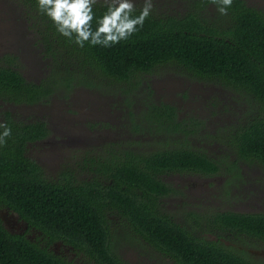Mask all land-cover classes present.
I'll return each instance as SVG.
<instances>
[{"label":"trees","instance_id":"16d2710c","mask_svg":"<svg viewBox=\"0 0 264 264\" xmlns=\"http://www.w3.org/2000/svg\"><path fill=\"white\" fill-rule=\"evenodd\" d=\"M177 1V9L156 3L128 40L111 47H80L38 11V0H22L36 20L35 43L46 66L41 78L31 79L19 55L0 58V99L34 105L66 99L75 90L109 93L117 97L114 108L126 112V137L117 145L107 143L105 154L115 155L110 161L87 156L81 162L79 154L73 156L93 177L75 179V169L67 166L49 178L29 155L31 145L37 147L51 134L46 120L21 118L20 108L0 109V122L11 128L0 145V264H75L52 248L56 241L91 253L99 264H130L108 244L112 234L106 211L111 208L129 220L141 246L150 241L181 264H264L247 248L236 249L231 239L249 247L254 245L250 239L264 244V212L218 207L203 218L217 232L218 238L211 239L192 235L159 207L158 198L174 191L161 174L224 175L219 187L232 188L243 181L244 164L264 166V11L233 0L228 14L221 15L212 0ZM143 6H136L133 15ZM106 7L101 0L94 5L93 30ZM167 65L235 91L238 104L246 97L244 111L232 123L211 129L207 117H182L172 105L159 104L151 78ZM137 101L142 108L135 106ZM111 125L102 121V127ZM203 137H222L227 147L218 154L225 156L211 155L215 153L203 147ZM86 154L95 153L88 148ZM3 213L17 214L28 223L27 231L39 228L43 236L32 239L11 230ZM197 214L189 211L192 222L202 225Z\"/></svg>","mask_w":264,"mask_h":264},{"label":"flooded vegetation","instance_id":"af4514ba","mask_svg":"<svg viewBox=\"0 0 264 264\" xmlns=\"http://www.w3.org/2000/svg\"><path fill=\"white\" fill-rule=\"evenodd\" d=\"M245 1L248 5L256 7L258 9H262L264 11V7L260 6V3L255 2L256 0ZM156 3L164 8L177 9V6H175V4H178V1L153 0V4L155 5ZM22 13L27 15L26 12H23L22 10L17 11L16 9L4 10L2 13H0V53L4 50L6 45V38H8V45L14 47L12 49L15 52L18 51L21 52V54H24V51H22L24 50V47H21L23 45V37L21 36L22 28H20V22H23V18L21 17ZM13 20L17 21V23H15ZM16 46L17 48H15ZM5 55L6 54L1 56L0 58H4ZM27 70L29 69L27 68ZM162 74H166L169 81L174 84L175 82H177V77L183 79L184 75L188 79V81H186V84L180 89L178 97L177 87H168L163 90L159 89V87L152 86L153 90L155 91L157 102L159 104L163 102L172 105L176 109V111H178V114H180V116L182 117H187L189 115H200L202 117H207L208 127L211 129H219L220 127L225 126V123L230 124L232 122H227V120H225V122H223V120H212V115L214 116L216 112L219 116L222 117L225 114L230 113L231 111V109L227 111L226 108H231L234 105L233 109L237 112L239 111L237 116L235 117V120H237L239 117V113L244 111V105L246 104L244 101L246 97H244L238 104V101L235 98L237 93L232 92L227 87L220 86L219 84L213 82L205 83L203 81H199L198 78H195L188 73H183L179 68H177L176 65H167L163 68L161 67L158 72L153 74V77L157 75L156 78H158V76ZM57 98L59 97H53L51 102L54 103ZM115 98L117 99V97ZM138 102L139 101L135 103V106L138 105ZM49 104L15 105L13 102H5L4 100L0 99V109H9L13 112H16L17 108H20L19 110L20 112H22L23 107L29 106L31 107V109H33V106H47ZM121 112L124 115L125 111L123 109ZM203 112L205 114H203ZM35 119L39 118L36 117ZM41 119L46 120L52 134L55 128V122L52 119L46 118L44 116H42ZM99 120L104 119H102L100 116L99 118L93 120V130L97 129L98 127H102V122L98 123ZM105 121L111 123V120ZM112 125L103 127L104 130L101 134H91L90 136L85 137L88 140H86L85 138L82 140L85 141L86 148H89L95 154H86V151H84L83 154H79V156H77L81 158V162L84 159L87 160L88 157L94 158L97 162L99 159L102 161H110L115 157L114 154H105V146L107 145V143H111L114 145L121 143L122 140L125 139L126 135H124L125 131L123 133L122 131H120L121 129H117L116 125ZM51 134L38 144L52 141L50 138ZM203 139L206 141V143L203 144V147L207 151L215 153L211 155H215L217 156V158H223L225 156V154H218L223 151V147H227L222 143V141L224 140L222 139V137H203ZM207 141L212 143L207 144ZM35 148L36 147H33L31 145L30 152ZM32 155L33 154H31L30 156L33 157L34 155ZM43 155L44 156H42L41 154H37V156L33 158H35L37 162H39L43 166L45 174L46 176H49V178L57 177L59 174L58 172H60L62 169H65L67 166L70 167V165L72 169H75V179L81 181L82 179H84V177H88L87 174H89V177H93L94 175V173H90L91 171L89 169L83 168V166H80L79 163H74L73 156L67 157L68 159L65 161H63V158H61L60 162L56 158L58 154ZM60 155L64 156L62 154ZM43 157L47 159L49 158V162L51 164L50 166L51 168H53V170L48 168L47 162ZM66 163L70 165H64ZM243 172L245 175L244 178H242L243 181L241 182L240 179H238L237 183H234L232 188L219 187L221 185L220 181L225 179L224 175L207 176L193 172L185 174L168 172L161 174V179L168 182L171 186L173 185L174 191L170 195H161L158 198L160 210L161 212H167L169 218L191 230L192 235H196L197 237L202 238L209 236L211 239H217V232L212 233L211 229L208 227L206 221H204L203 218L208 217L209 214L214 212V210H219L217 209L218 207H223L224 210L231 209L233 211L247 213L264 212V166H262V164L257 161L252 166L244 164ZM177 177H179L180 180H177ZM196 178H201L203 180V183L200 184V182L197 181ZM201 185L206 186L202 191ZM197 190L200 193H198ZM201 193L207 195L208 198L204 197ZM189 211L197 212V216L201 220H203V224L196 225V222L193 223L191 218L189 217ZM106 214L110 218L108 230L112 234V236L108 239V244L112 245L113 254H119L125 260V262H128L125 259L126 257L124 256V252L126 250L130 251L131 254H134L136 256L134 258V262H128L130 264H181L177 260V258H174L166 251L161 250L150 241L144 240L143 245L141 246L140 242L142 241H139L136 238L138 236L134 233L133 229H131L129 220L125 218L124 214H122L119 210L111 208L106 211ZM199 214L205 216H201ZM2 215L6 220L5 225L8 226L9 224L7 222L6 213H3ZM14 216L15 217L13 224L9 225L11 230L13 229L14 231H18L21 234H26L32 239H38L39 237L43 236L42 231L39 228H32L30 229V231H27L29 229L28 223L22 219H19V216L17 214H14ZM230 235L231 234L228 233L227 237H229ZM221 238L222 240H224L226 237L221 236ZM233 238L235 240L233 242V246L236 249L239 248V250H243V248H247V250H250L252 254H254L257 258L260 254H263L261 250H264V247H262L264 246V244L250 239V242L254 245L249 247L248 245H243L242 243H240L237 237L231 236V239ZM52 248H55L58 254L65 255L68 260H74L75 264H99V260L96 257H93L91 253H87V251H83L82 253H80V251L77 252L74 246H67L63 241H56Z\"/></svg>","mask_w":264,"mask_h":264},{"label":"rangeland","instance_id":"374dc122","mask_svg":"<svg viewBox=\"0 0 264 264\" xmlns=\"http://www.w3.org/2000/svg\"><path fill=\"white\" fill-rule=\"evenodd\" d=\"M255 2L260 3V6L264 7V0H256ZM134 3L135 6H142L144 5V0H134ZM14 9H16L17 11L22 10L23 12L27 13V15L23 13L21 14L23 22H20V28H22L21 36L23 37V45L21 47H24V50H22L24 51V54H21V52L18 51L15 52L12 49L14 47L8 45L9 39L6 38V45L4 50L0 53V57L4 54L19 55L21 58L20 61L22 62V69H24L25 71V67L29 69L27 70V77L31 79L41 78V75L43 74L42 69L45 70L46 65L45 62L42 65L43 58L40 57V50L38 49L39 46L35 43L38 35L36 34L33 25L36 20L31 16L27 9V6L24 5L22 0H0V13H2L4 10ZM13 21L17 23V21ZM15 48H17V46ZM156 77L157 75L151 78L152 86L159 87V89L163 90L168 87H177V97L178 93H180V89L186 84V81H188V79L184 75L183 79L177 77V82H175V84L169 81L166 74H162L158 76V78ZM231 91L235 92L233 90ZM116 101L117 99L114 97V95H111L109 93L102 94L100 91L98 93H93L86 90H75L70 94L68 98L65 99L59 97L55 100L54 103L51 102L47 106H33V109H31V107L29 106L23 107L22 112L19 113L21 118L34 119L36 117L40 118L44 116L46 118L52 119L55 122V128L50 137L52 141L37 145L34 150H31V154L34 155L32 156L36 157L37 154H41L42 156H44L43 154H58L56 158L61 162V158H63V161H65L69 156L82 154L84 151L88 150V148H86L85 146V141L82 140L86 136H90L91 134H101L104 130L103 127H98L95 130H93L92 127L91 129V125L94 123L93 120L99 118L100 116L104 120H99L98 123L105 120H111V123L116 125L117 129H121L120 131L124 133L123 124L125 123V114L123 115L121 111L114 108V104ZM138 105L142 108L139 103ZM236 112V110L230 111V113L225 114L222 117L219 116L216 112L214 116L212 115V120H223V122L227 120V122H232V120L235 119ZM203 114L205 113L203 112ZM85 139L88 140L87 138ZM211 143L212 142L207 141V144ZM60 154L64 156H61ZM43 158L47 162L48 168L53 170V168H51L50 166L51 164L49 162V158ZM64 165L70 164L66 163ZM196 179L200 182V184L203 183V180L201 178ZM177 180H180V178L177 177ZM204 187L206 186L201 185V191ZM197 192L200 193L198 190ZM202 195L208 198L207 195ZM7 222L9 225L13 224L14 215H12V213L7 215ZM261 251L263 252V254H260L258 258L264 261V250L262 249ZM124 256L126 257L125 259L128 262H134V258L136 257L128 250L124 252Z\"/></svg>","mask_w":264,"mask_h":264},{"label":"clouds","instance_id":"9594fccd","mask_svg":"<svg viewBox=\"0 0 264 264\" xmlns=\"http://www.w3.org/2000/svg\"><path fill=\"white\" fill-rule=\"evenodd\" d=\"M212 2L217 4L221 15H227L228 8L233 4V0ZM96 3L97 0H38V11L53 22L61 35L69 40L74 38V42L80 47H84L85 43L111 47L138 32L154 8L153 0H144L140 14L134 16V0H104L106 11L96 20L97 27L93 30ZM0 128L3 129L0 133L2 145L11 136V128L4 122H0Z\"/></svg>","mask_w":264,"mask_h":264}]
</instances>
